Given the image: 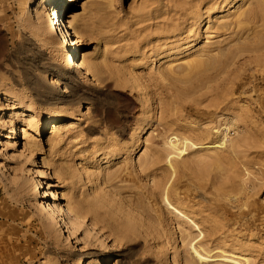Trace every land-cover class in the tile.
<instances>
[{"label":"rangeland","instance_id":"1","mask_svg":"<svg viewBox=\"0 0 264 264\" xmlns=\"http://www.w3.org/2000/svg\"><path fill=\"white\" fill-rule=\"evenodd\" d=\"M255 1L69 2L82 76L58 49L54 0H0V134L33 130L17 147L0 137V264H264V49L235 53L250 43L234 34ZM35 179L87 225L66 211L74 227L49 224ZM194 245L221 257L199 262Z\"/></svg>","mask_w":264,"mask_h":264},{"label":"bare ground","instance_id":"2","mask_svg":"<svg viewBox=\"0 0 264 264\" xmlns=\"http://www.w3.org/2000/svg\"><path fill=\"white\" fill-rule=\"evenodd\" d=\"M72 1H74V0H54L53 7L51 10L52 11L51 16L53 19H55L54 26H57L59 29L57 36L61 37L60 46H58V49H60V47L62 49H66V55L70 59V67L69 68L70 69L71 68H79L80 69V72H79L80 75L85 76L87 74L86 68L81 63L76 62L75 57H74V53L77 51L78 48H77V46H74L73 40L70 38L69 33L65 32L61 26V23L64 24L66 21L68 22L69 19L72 17L70 5H69V2H72ZM31 3H34V2L31 1ZM103 6H106V4ZM67 12H68V14H66ZM65 14H66V17L68 18V20L66 19V21L64 22L63 19L65 17ZM199 19H200V16H197V20H199ZM73 20L76 21V18L73 17ZM79 20L81 21L82 19H79ZM242 21H245L246 24L244 26H237ZM234 26H235L234 34L239 35L243 41L249 40L247 42L250 43V47H249V45L245 46L244 48H242L241 46L239 48L237 47L235 53L241 52L244 50L258 51V50L264 49V0L255 1L253 6L250 9L240 13L239 19H237V21L234 22ZM236 27H237V29H236ZM56 34H57V32H56ZM257 35L262 36L263 39L260 36L257 37V39H256ZM250 36H252V37H250ZM251 39H256V40H255V42H252ZM224 57H225V59H224L225 64H223L222 66L227 67L229 60H230V62L234 61L236 56H228V54H227ZM220 61H221V59H220ZM200 64H201V61L199 62V65ZM260 84L261 83H259L258 79H257V85H260ZM235 90L236 89H233L232 92L234 93ZM261 90L264 91V88H262ZM20 116L24 117L25 114L21 113ZM59 120H60L59 117H54V118L48 119L39 128H37L35 130L36 132H34V133L35 134L42 133L43 130L46 129L49 125H50V127L55 126V123L59 122ZM234 127H236V121L231 122V126L225 127V129H224L225 134L223 136V139H222V142L220 143V145L224 146L227 140L230 141V138H228L227 135L229 134L230 131H234L232 129ZM140 131H142V133H145L144 127L140 128ZM7 132L10 135H12V136H10V139L13 140V143L16 147L21 144L20 139L22 136L33 137V134H32L33 130L27 126H24V125H19V126L18 125L17 126L8 125L7 131L4 134H0V137H3V138L7 137L8 136V135H6ZM167 145L170 147V149L175 151V153H177L178 155L184 154V152L187 149L186 139L181 141V139H179L176 136H172L171 138H169L167 141ZM33 147H34L33 144L26 145L27 149H32ZM209 147L213 148V149L220 148L217 145H212ZM29 153H30V156H32L31 151ZM32 158H33L32 160L36 163V166H35L36 171H38L39 173H42V174H47V172L44 169L43 164L41 162H38L37 160H35L34 157H32ZM168 165L170 168H173L171 161L168 163ZM48 175L51 178H54V176L52 174L48 173ZM34 182L36 183V185L38 187V188H36V195L38 197H40V203L42 204V212L45 213L48 216V218H51L50 216H52V220L51 219L49 220V224H52V225L56 224V226L60 230H63V228L68 226V224L73 226V224L70 220L73 217L74 219H76L78 221V223L81 224V225L78 224L79 226H86L87 225L84 217L81 216L80 214H78L74 209L67 208L64 205H62L61 203L59 204L60 205L59 208L55 209L53 204H51V202L49 201V195H48L47 191L39 189L40 184H38L37 179H35ZM168 182H169V180H167L164 184H162V187L164 189V199H166L169 202V205L171 206L170 208L173 209L174 211H176L177 214H180V216L184 217L186 220L191 221V219L188 216V213L186 214V213H184V211L179 209V207L182 206V204L180 202L175 203L176 204L175 206L173 204H171V202L168 198V195H169L168 190H169V188H172L173 186H175L177 184V182L173 181L170 184V186H167ZM64 211H66L68 213V216L70 217L69 221L65 219V217H64L65 212ZM192 223L195 226H197L194 222H192ZM48 228H49V225L47 224L45 226V229L48 230ZM67 231L70 235L71 231L69 228ZM92 232L96 236H99L98 232H96L93 228H92ZM201 234H202V232L200 231L199 235H201ZM101 237L102 236L100 235V238ZM185 238L188 239L189 236L188 235H181V239H185ZM191 248H192V252L194 254V257L199 262H202V263L203 262L207 263L208 261H216L215 259H218L219 257H221V256L211 255L209 251L206 252L203 248H201V246H195L194 245ZM232 255H233L232 256L233 258H227L231 264L247 263L246 259H244V261H242L241 259L235 258L234 256H236V255H234V254H232ZM109 258H110L109 255L104 256L102 263L106 264L107 262H109ZM81 260H83V258Z\"/></svg>","mask_w":264,"mask_h":264}]
</instances>
